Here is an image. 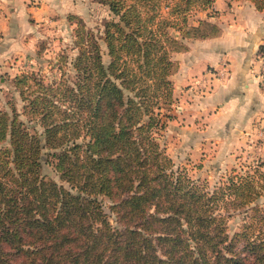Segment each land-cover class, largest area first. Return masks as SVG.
<instances>
[{
  "label": "trees",
  "instance_id": "trees-1",
  "mask_svg": "<svg viewBox=\"0 0 264 264\" xmlns=\"http://www.w3.org/2000/svg\"><path fill=\"white\" fill-rule=\"evenodd\" d=\"M94 1L110 17L79 27L58 79L12 78L26 121L0 110V264H264V162L210 188L158 141L172 54L219 34L206 17L188 22L215 0Z\"/></svg>",
  "mask_w": 264,
  "mask_h": 264
},
{
  "label": "rangeland",
  "instance_id": "rangeland-1",
  "mask_svg": "<svg viewBox=\"0 0 264 264\" xmlns=\"http://www.w3.org/2000/svg\"><path fill=\"white\" fill-rule=\"evenodd\" d=\"M25 4L41 11L34 15L18 11ZM207 13L210 15L209 11ZM189 14L191 24L203 18L199 12ZM109 17L107 8L94 0H0V110L10 114L12 107L18 112V118L25 122L21 114L22 101L12 78L22 72L34 71L44 82L58 79L56 61L64 56L69 66V61L76 55L74 41L79 27L95 33ZM101 50L102 58L106 60L103 46ZM173 54L176 69L170 75V118L159 131L158 141L175 166L185 168L191 177L205 179L211 188L231 168L241 171L245 167L249 171L257 162H264V127L257 133L250 128L238 133L215 132L213 137L208 134L207 139L203 133L207 114L197 111L192 104L193 96L210 91L211 80L217 83L225 79L229 71L227 61L221 62L214 71L205 69L202 73H191L185 83L182 79L178 83L173 75L179 68V61ZM207 80L210 82L205 83ZM43 172L57 179L50 167L45 166ZM240 218V214H233L227 219L229 234L239 228Z\"/></svg>",
  "mask_w": 264,
  "mask_h": 264
},
{
  "label": "crops",
  "instance_id": "crops-1",
  "mask_svg": "<svg viewBox=\"0 0 264 264\" xmlns=\"http://www.w3.org/2000/svg\"><path fill=\"white\" fill-rule=\"evenodd\" d=\"M23 7L18 11L33 15L41 11ZM208 11V17L205 12L199 14L215 22L219 34L191 40L187 50L174 53L179 68L173 76L185 83L191 73L214 71L226 60L229 71L224 80H211L213 87L206 94H191L194 109L208 117L203 133L206 138L215 132L238 133L246 128L257 133L264 127V89L257 77L264 56V10H255L246 0H215Z\"/></svg>",
  "mask_w": 264,
  "mask_h": 264
},
{
  "label": "built area",
  "instance_id": "built-area-1",
  "mask_svg": "<svg viewBox=\"0 0 264 264\" xmlns=\"http://www.w3.org/2000/svg\"><path fill=\"white\" fill-rule=\"evenodd\" d=\"M257 77H258L260 86L264 89V56H261L260 58V71Z\"/></svg>",
  "mask_w": 264,
  "mask_h": 264
}]
</instances>
